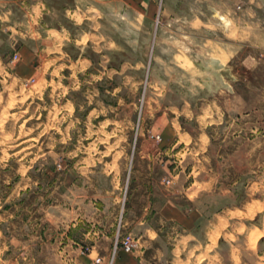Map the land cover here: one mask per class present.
Masks as SVG:
<instances>
[{"label":"rangeland","instance_id":"1","mask_svg":"<svg viewBox=\"0 0 264 264\" xmlns=\"http://www.w3.org/2000/svg\"><path fill=\"white\" fill-rule=\"evenodd\" d=\"M50 1L60 6L72 0ZM196 7L205 14L206 30L179 20L180 14H192ZM216 7L222 13L219 20L212 16ZM91 15L93 21L88 24L107 38L101 43V52L98 44L97 48L85 45V51H81L73 45V40L66 41L59 53L40 50L33 57L28 56L47 59L46 68L22 81L18 80L16 69L21 61L19 44L12 38L10 42L5 40L4 47L0 45L1 50L5 48L0 61V264H85L77 251L68 256V248L60 247L56 254L50 241L34 238L42 227L36 217L45 215L46 206L52 201L49 187L52 177L58 181L61 178L58 171L54 175L52 171L60 165L53 164L73 150H68L72 146L69 141L74 135H83L87 126L102 130V134L90 132L89 135L91 139L100 135L108 143L109 149H104L108 153L117 149L121 153L117 157L122 158L128 153L127 179L139 142L162 141L157 139L158 134L166 142L178 139L187 142L193 148L190 155L196 154V136L202 130L201 126L197 128L196 101L185 96L195 91L203 74L224 80L212 64H206L204 73L193 64L194 60L201 63L216 55L210 53L217 46L216 39L237 42L230 59L221 54L229 68L224 76L237 77L233 82L235 91L264 93V0H155L154 4L147 0H102L101 13L96 11ZM45 21L61 22L72 32L77 29L71 19L60 13L46 16ZM217 23L221 26L218 35H214L211 30H216ZM186 29H192V36L204 45L193 46L190 39L183 38ZM92 38L93 45L99 41V37ZM0 39L3 40L1 36ZM185 42L199 50L200 57ZM29 62L34 68L32 61ZM54 65L60 68L53 69ZM254 98L253 104L259 105ZM256 156L252 157L253 177L264 173V166L260 167ZM216 167L227 174L229 165L225 161ZM58 192L53 193L54 201L59 197ZM252 192L246 198L254 205L252 223L261 225L264 181L254 177ZM242 200L243 196L239 195L237 203ZM246 240L244 232L234 242L245 244ZM173 241L157 240L144 253L152 256L151 264H264V257H259L264 255V230L253 232L249 246L241 251L237 246L233 250L226 240L219 241L212 250L218 256L211 259L206 257L208 251L197 256L201 251L193 245L196 240L191 241L182 253L187 262L173 261ZM136 248L126 253H133ZM117 250L114 247L113 254ZM107 264H114L113 258Z\"/></svg>","mask_w":264,"mask_h":264},{"label":"crops","instance_id":"2","mask_svg":"<svg viewBox=\"0 0 264 264\" xmlns=\"http://www.w3.org/2000/svg\"><path fill=\"white\" fill-rule=\"evenodd\" d=\"M93 1L72 0L56 6L50 0H0V36L3 38L0 45L4 47L5 40L10 42L12 38L19 44L21 61L16 67L19 81L44 71L47 59L28 56L33 57L40 50L59 53L66 41L73 40V45L81 51H85V45L96 48L100 45L101 52L106 35L88 23L93 21L91 12L101 13L102 0L99 4ZM147 1L154 4L155 0ZM57 13L71 19L77 26L76 31L72 32L61 22L46 23V16ZM212 14L218 20L222 17L219 7L214 8ZM179 16L180 21L192 27L205 29L207 25L203 20L204 12L197 7L192 14ZM86 24L88 28L83 26ZM233 25L236 28V22ZM220 26L221 23H217L216 30H211L214 35H218ZM191 30H183V38L190 39L193 46L202 47L204 44L192 36ZM93 36L99 37L94 45ZM185 44L189 46L188 42ZM215 44L217 46L210 53L216 55L201 63L194 60L193 64L203 73L206 64H212L225 81L217 75L203 74L195 91L187 92L185 96L195 99L197 128L201 126L202 130L196 136V154L191 156L193 148L181 139L166 142L162 136V141L142 140L127 179L128 153L124 158L117 157L120 151L108 153L104 150L109 146L100 135L91 139L90 132L102 134L101 129L96 130L97 126H87L83 135L75 132L77 135L69 141L72 146L68 149L73 150L53 164L60 165L52 171L53 175L58 171L61 178L58 181L53 176L49 184L52 201L48 202L45 215L40 212L41 215L36 217L42 227L36 231L35 240L50 241L56 254L60 247L68 248V256L77 251L85 264L97 255L103 258L101 264H107L111 258L114 264H144L145 261L151 264L152 256L144 253L157 240H175L171 247L173 261L187 262L182 253L191 241L196 240L193 245L201 251L197 256L208 251L206 257L211 259L218 256L212 250L219 241L226 240L233 250L237 246L241 251L249 246L253 232L264 230V223H252L254 205L252 200L246 199L253 194V178L264 181V173L254 177L252 174V157L256 152L257 162L260 167L264 166V93L236 92L233 82L237 77L224 76L229 68L221 54L230 59L236 52L237 42L216 39ZM189 47L200 57L199 50ZM163 49L167 51L166 47ZM1 51L5 53V48L0 49V61L4 56ZM29 61L34 68L29 66ZM57 67L54 65L53 69ZM244 81L247 85L246 77ZM253 97L259 105L253 104ZM225 161L229 165L227 174L216 167L217 164L224 165ZM166 179L171 183L166 184ZM56 191H59V197L54 201ZM239 195L243 200L238 204ZM35 212L38 213L39 208ZM121 216L120 237L131 233L138 240L133 253H126L127 250L119 246L113 254ZM244 232L245 244H236L234 240ZM259 257L264 255L259 254Z\"/></svg>","mask_w":264,"mask_h":264},{"label":"built area","instance_id":"3","mask_svg":"<svg viewBox=\"0 0 264 264\" xmlns=\"http://www.w3.org/2000/svg\"><path fill=\"white\" fill-rule=\"evenodd\" d=\"M157 139H161V137L158 135ZM165 181H166L167 184L171 183L170 179H166ZM121 219H122V216L120 218L118 235H117V238H116V241H115V249L118 248L119 245H121L126 250H133V249H135L138 246V240L131 233L126 234L122 238L120 237ZM102 259L103 258H102L101 255H97L96 257H94L87 264H101L102 263Z\"/></svg>","mask_w":264,"mask_h":264}]
</instances>
